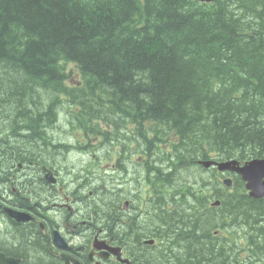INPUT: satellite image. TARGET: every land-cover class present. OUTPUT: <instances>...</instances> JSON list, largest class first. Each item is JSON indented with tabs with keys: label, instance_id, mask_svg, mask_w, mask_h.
I'll return each mask as SVG.
<instances>
[{
	"label": "trees",
	"instance_id": "1",
	"mask_svg": "<svg viewBox=\"0 0 264 264\" xmlns=\"http://www.w3.org/2000/svg\"><path fill=\"white\" fill-rule=\"evenodd\" d=\"M57 121L102 144L121 136V154L149 160L153 262L264 264V198L235 174L229 190L215 170L182 174L264 159V0H0V136L13 137L0 139V180L16 161L65 157L46 139ZM103 185L107 220L119 199Z\"/></svg>",
	"mask_w": 264,
	"mask_h": 264
},
{
	"label": "flooded vegetation",
	"instance_id": "2",
	"mask_svg": "<svg viewBox=\"0 0 264 264\" xmlns=\"http://www.w3.org/2000/svg\"><path fill=\"white\" fill-rule=\"evenodd\" d=\"M45 159L4 166L8 179L0 180V254L11 264H158L148 258L158 251L156 244H148L144 239L147 234L142 232L147 219L153 217L152 211L154 217L158 214L154 201L144 218L145 202L132 208L133 198L123 189L122 194L128 196L121 203L115 194L117 206L103 219L101 207L91 206L82 196L88 182L82 174L86 168L68 175L55 164L57 157ZM130 161L123 160L125 164ZM114 164L121 166L117 160ZM43 168L53 174L54 183L46 179ZM124 171L131 173L134 168ZM100 179L91 178L98 188L104 187ZM146 189L149 186L139 195ZM6 210L22 214L23 219L17 220Z\"/></svg>",
	"mask_w": 264,
	"mask_h": 264
},
{
	"label": "rangeland",
	"instance_id": "3",
	"mask_svg": "<svg viewBox=\"0 0 264 264\" xmlns=\"http://www.w3.org/2000/svg\"><path fill=\"white\" fill-rule=\"evenodd\" d=\"M66 70L70 71L71 78H72L71 81L75 79L77 80L79 78V72L73 64L66 65ZM64 108H65L64 106L61 107L62 112H64ZM5 129H7L8 131L7 133H11L10 132L11 129H8L7 127ZM47 131H48V136L46 139H48L49 144L53 145L52 134L54 132H57V133H54L55 134L54 137L56 139L61 138L60 141L58 142V145L61 146L62 149L60 150L65 154V157L56 159L57 161L55 164L57 165V167L62 168L64 171H66L68 175L77 174L80 168L88 167L89 169L95 170L99 174H103L109 177V179L111 180V183L109 184V193H112L113 196L116 194V196L121 200V203L126 199V196H128V194L127 195L122 194L121 191H123V189H126L127 192H129V195L133 198L132 208L137 206L141 202L142 199L140 198L139 193L141 194L143 189L148 187L147 181L144 178V176H147L148 174H150V171L152 168L150 166V168L146 169L145 164L147 163V159H144L142 164L135 163L131 166H128L127 164L123 162L125 154L124 152L121 154V151H122L121 149H123V147L126 146L127 142L126 140L123 142L122 141L123 139L121 138V136H119L116 139L117 141L120 140V143L108 144L111 142H107V143H103L100 145L99 139L84 138V135L82 134V132L65 129L62 123L59 121H57L56 124L53 125L52 127L48 128ZM0 139L13 140V137H11V134H7L6 136H3V137L0 136ZM81 143L85 145L89 143L88 149L86 151L78 150V146ZM38 145L40 144L38 143ZM114 148H119L118 149L120 151L119 155H114L112 153ZM67 150H71L72 152L68 154ZM134 153L136 154V150L134 151ZM159 153L160 152H158L157 150L156 152H153V154H157V155H159ZM56 156L58 155H54L55 158ZM62 156L63 154H61V157ZM114 160H117L118 164H120L121 166L114 167L115 165ZM159 162L165 163V161H159ZM16 163H15V167H16ZM46 164H48V166L51 167V164L49 162H47ZM132 168H134V171L131 173H126L124 171V170H131ZM161 168L167 171L166 164L161 165V167L157 166L156 168H153V169H161ZM115 169L119 170L118 173L115 172ZM213 170L215 169L205 170L203 168L200 169L197 167L194 169L190 168V172H186V174L182 172L183 176L187 177L183 179L187 180L188 182L189 181L191 182L194 180L198 182L197 175L199 174L202 175L204 178L205 177L212 178V174L214 173ZM215 174H216V179H218V181L220 182V187L222 189L228 190L224 188L223 185L221 184L222 178L216 170H215ZM226 176H230V174H226ZM147 179H152V176L149 175ZM197 185L198 183H196V187ZM149 189H150V186H149ZM149 189H146L145 192H149ZM103 192L104 191L98 188L93 182H87L86 186L83 189L82 196L83 197L85 196L84 198L88 200V203L91 206H95L100 201L99 198L103 194H105ZM165 192L168 193V185L167 187L164 188L162 193L165 194ZM89 193H91L92 196L89 197L88 196ZM155 196H156V193H154L152 197V204H153V198ZM208 207H209V203H208ZM182 208L181 210H183ZM215 212L216 211H213L212 213L215 214ZM152 215L154 217L153 211H152ZM228 226H233V225L228 223ZM121 238L125 239L123 235V231H122Z\"/></svg>",
	"mask_w": 264,
	"mask_h": 264
},
{
	"label": "water",
	"instance_id": "4",
	"mask_svg": "<svg viewBox=\"0 0 264 264\" xmlns=\"http://www.w3.org/2000/svg\"><path fill=\"white\" fill-rule=\"evenodd\" d=\"M203 1V0H201ZM205 168L210 167L211 165H216L217 170L219 171H228L239 175L246 183V189L249 191V196L253 198H263L264 197V159H254L248 162H245L243 165L236 161H228L222 163H215L213 161L200 162ZM48 181L53 182L51 175L48 173L46 175ZM226 187H231L232 181L230 179H225L223 181ZM219 202H215L212 206H218ZM10 215L17 220H22L23 215L6 210ZM28 219V218H26ZM9 259H5L3 255L0 254V264H11Z\"/></svg>",
	"mask_w": 264,
	"mask_h": 264
},
{
	"label": "bare ground",
	"instance_id": "5",
	"mask_svg": "<svg viewBox=\"0 0 264 264\" xmlns=\"http://www.w3.org/2000/svg\"><path fill=\"white\" fill-rule=\"evenodd\" d=\"M100 142V141H99ZM102 143H100V145H101ZM60 148L59 149H62L61 148V146H59ZM63 147V146H62ZM64 147H66V146H64ZM203 169H205V170H211V169H209V168H203ZM216 170V169H215ZM219 174H220V176H221V184L223 185V187L224 188H226V189H230L232 186H233V184H234V180H233V177H232V174H230V173H227V172H224V171H219V170H216ZM226 174H230V176H226ZM151 175V174H150ZM237 176V175H236ZM237 177H239V176H237ZM240 178V177H239ZM225 179H230L231 181H232V185H231V187H226L225 186V184L223 183V181L225 180ZM240 180L242 181V179L240 178ZM243 182V181H242ZM163 192V191H162ZM162 195H163V193H161ZM249 196V195H248ZM250 198H252V199H263V198H253V197H251V196H249Z\"/></svg>",
	"mask_w": 264,
	"mask_h": 264
}]
</instances>
